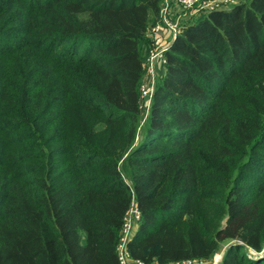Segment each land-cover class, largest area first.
<instances>
[{"label":"trees","instance_id":"trees-1","mask_svg":"<svg viewBox=\"0 0 264 264\" xmlns=\"http://www.w3.org/2000/svg\"><path fill=\"white\" fill-rule=\"evenodd\" d=\"M13 6L26 41L0 32V109L25 118L0 111V264H121L134 202V260H206L226 242L221 264H264L240 252L264 256V0L181 25L147 114L162 0H0V18ZM23 125L35 134L15 139Z\"/></svg>","mask_w":264,"mask_h":264},{"label":"rangeland","instance_id":"rangeland-1","mask_svg":"<svg viewBox=\"0 0 264 264\" xmlns=\"http://www.w3.org/2000/svg\"><path fill=\"white\" fill-rule=\"evenodd\" d=\"M243 1H245V0H235V3H231V4L225 3L223 1L222 4H224V5L219 4L218 8L222 9L225 6L230 7V6H233V5L238 4L240 2H243ZM166 6H167V0H162V8H164ZM172 7H174V6L172 5ZM211 11H212L211 10V5H208V6L204 7V8L199 9L193 15H192V13L191 14L189 13L190 15L188 17H180L177 14L178 13V9H177L174 12H172L173 14H169L171 16H167V18H169L172 22L176 21L177 23H179L180 25L183 26L185 23L190 22L189 20H191V19L193 20V18H196L197 16L199 18H201L200 16L205 15L208 12H211ZM0 13H1V9H0ZM181 13H184V12H181ZM162 16H161L160 20L162 18L163 19L165 18L164 14ZM26 21H27V19H26L24 11L18 6H13L11 11H9L6 15H4L3 17L0 18V32L3 33V30H5V29H6L5 31L9 30L10 32L14 33V35L16 37L19 38L18 42H17L18 43L17 45L22 44V42L25 43L26 35H25V33H22V30H24V27L26 25ZM149 35L151 37V34H149ZM170 38H171V36H170V34L168 32L167 34H165L164 42L167 43L170 40ZM151 47H153V46H151ZM151 47H150V50L152 49ZM14 50H15V45H14L13 50H11V51H14ZM150 50H149V54H150ZM149 54H148V57H149ZM148 57H147V60H148ZM147 60H146V67H147ZM20 63L21 64L24 63L23 58H20L18 60L17 64L19 65ZM23 66L27 67V76H28L29 80L32 81L31 87H29V88H38L37 89V91H38L41 88V85H42V75H40V74H42L41 69L38 68V67L32 66V65H29V64H27V65L25 64ZM162 67L164 68L165 65L161 66L159 71L162 70L161 69ZM17 70H22V69H17ZM159 71L156 74L157 76L155 75V77H154L155 85L157 84V80H158L157 77L159 75ZM43 77H44V73H43ZM147 77L149 79H151V76H150L149 73H147ZM16 82L17 81H14V85H12V87L16 86ZM18 83L21 84L19 81H18ZM143 84H145V83H143ZM13 88H15V87H13ZM37 91H35L33 93H30V96H33L34 93H36ZM13 97H14L13 95H8V97H6V98H7V100H12ZM150 105H151V102L148 101V100H145L143 102L142 109H143V112L145 114H147L149 112ZM43 107H44V103H43ZM0 111L2 112L3 120H5L7 122L8 121H14V119H17L18 123H20V122H22V119L25 118V117H21L20 118L18 113H15L14 117H11L12 115H10V114H14V112L16 111V109L14 107H11V111L10 112L5 111L4 108L0 109ZM18 123L16 122V124H18ZM41 125H44V120L42 121ZM13 133H14V138L18 139V140H22V138H25L26 136H28V134H30L29 136H33L35 134V132L30 131L28 128L24 127V125L22 127L18 128L17 130H15ZM22 144L24 146H27L28 148H30L32 150L31 151L32 153L40 154L39 153L40 150L37 149L39 152L36 150V148L33 145V142L31 143L30 141H22ZM263 146H264V144H263ZM25 152L29 153L30 151L26 150ZM254 169H255V171H254L255 173L258 172V174L264 176V169L258 163L254 164ZM137 225H138V223L136 224L134 222L133 227H131V229H132L131 234L129 236H131L133 234V231L135 230V227ZM129 233H130V231H129ZM220 244L221 245H219L217 250L214 252V254L209 259H206V260L205 259L204 260H195L194 261L195 263H193V264H221L224 256L226 255V250H227L226 247H227V245H226V242H224V243L221 242ZM240 252L244 253V254L248 253V255L250 254V258H252V259L253 258L263 259L264 258V256H260L259 257L258 253L253 251V250H250L249 247H244V248L240 249ZM168 264H178V263H168Z\"/></svg>","mask_w":264,"mask_h":264},{"label":"built area","instance_id":"built-area-1","mask_svg":"<svg viewBox=\"0 0 264 264\" xmlns=\"http://www.w3.org/2000/svg\"><path fill=\"white\" fill-rule=\"evenodd\" d=\"M223 1L228 4L235 3V0H167V6L162 8L161 10V16L164 14L165 18H162L160 21H157L156 24L150 27V34L154 45L150 50V54L147 60V71L151 76V80L149 83H145L141 87V107L145 100L151 102L155 90L154 77L158 73L160 67L167 64V52L170 49L172 42L181 32V25L176 21L172 22L169 18H167V16H169V14H173L172 12L178 9V13H176L180 17H188L191 13L193 15L199 9L204 8L208 5H211L212 11L218 10L220 9L218 8V5L222 4ZM172 5L174 7H172ZM164 30L167 31V33L169 32L171 36L170 40L167 43H165L164 38L161 37V33ZM140 219L141 212L138 209L137 204L134 202L131 208L126 213L122 236L118 245L119 259L121 264H144L140 260L132 259L128 250V243L131 238V236L129 235L132 231L131 227H133L134 222L137 224ZM194 261L195 260H185L178 264H193L195 263Z\"/></svg>","mask_w":264,"mask_h":264},{"label":"crops","instance_id":"crops-1","mask_svg":"<svg viewBox=\"0 0 264 264\" xmlns=\"http://www.w3.org/2000/svg\"><path fill=\"white\" fill-rule=\"evenodd\" d=\"M169 16H171V15H169ZM165 34H167V31L164 30V31L161 33V37L164 38V37H165ZM151 39H152V38H151ZM161 69H162L163 72L165 71V67H164V68L162 67ZM150 80H151V79H149L148 77H146L144 83H149Z\"/></svg>","mask_w":264,"mask_h":264}]
</instances>
